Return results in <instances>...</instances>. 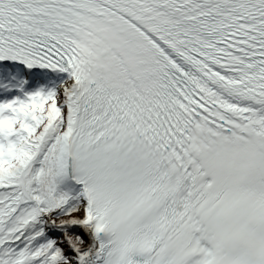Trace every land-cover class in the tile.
Returning <instances> with one entry per match:
<instances>
[{
  "label": "snow or ice",
  "instance_id": "1",
  "mask_svg": "<svg viewBox=\"0 0 264 264\" xmlns=\"http://www.w3.org/2000/svg\"><path fill=\"white\" fill-rule=\"evenodd\" d=\"M0 264H264V0H0Z\"/></svg>",
  "mask_w": 264,
  "mask_h": 264
}]
</instances>
